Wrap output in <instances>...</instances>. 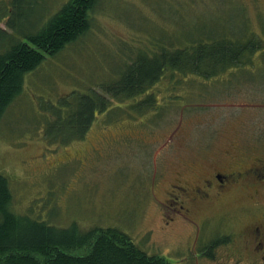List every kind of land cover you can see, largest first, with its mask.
Wrapping results in <instances>:
<instances>
[{
    "label": "rangeland",
    "instance_id": "obj_1",
    "mask_svg": "<svg viewBox=\"0 0 264 264\" xmlns=\"http://www.w3.org/2000/svg\"><path fill=\"white\" fill-rule=\"evenodd\" d=\"M68 1L0 0V29L36 34ZM200 38L263 47L215 77L162 80L152 90L156 111L131 112L133 100L127 101L96 116L80 141L66 130L62 142L46 137L47 120L54 117L48 104L73 91L107 98L101 86L154 43L171 49ZM238 146L264 147V0H99L88 31L45 56L6 109L0 174L8 180L15 214L56 228L74 226L82 234L116 229L141 252L170 264H217L192 253L201 239L215 236L217 217L230 224L239 211L234 205L244 200L228 195L186 204L191 212L174 213L171 221L169 200L177 190L170 184L178 177L198 183L211 166L228 164Z\"/></svg>",
    "mask_w": 264,
    "mask_h": 264
},
{
    "label": "trees",
    "instance_id": "obj_2",
    "mask_svg": "<svg viewBox=\"0 0 264 264\" xmlns=\"http://www.w3.org/2000/svg\"><path fill=\"white\" fill-rule=\"evenodd\" d=\"M98 1L69 0L33 35L12 36L0 29L3 49L0 51V123L6 109L22 93L25 76L41 66L45 56L57 55L88 31L91 11ZM7 27L11 29L9 23ZM200 39L202 42L186 41L171 49L162 45L159 49L154 43L155 49L150 47L148 54H139L118 79L101 86L107 98L95 91L87 94L73 91L48 104L54 117L47 120L46 137L59 141L66 130L71 140L80 141L96 116L127 101L133 100L131 112L156 111L159 102L152 90L162 80L215 77L244 65L242 56L262 48L249 41ZM7 183V178L0 174V264H170L163 256L149 257L141 252L126 234L116 229L100 228L82 234L74 226L56 228L15 214Z\"/></svg>",
    "mask_w": 264,
    "mask_h": 264
},
{
    "label": "flooded vegetation",
    "instance_id": "obj_3",
    "mask_svg": "<svg viewBox=\"0 0 264 264\" xmlns=\"http://www.w3.org/2000/svg\"><path fill=\"white\" fill-rule=\"evenodd\" d=\"M211 168L198 183L188 184L178 177L170 184L177 193L169 200L174 204L169 220H175L174 213L181 210L191 212L186 204L201 205L212 197L223 201L228 195L230 199L241 195L239 200L244 201L234 205L239 211L232 213L230 224L219 215L215 236L201 239L199 249L192 254L198 259L217 260V264H264V147L238 146L228 164ZM164 193L169 195V190ZM189 221L196 224L191 218ZM199 229L197 225L196 236Z\"/></svg>",
    "mask_w": 264,
    "mask_h": 264
}]
</instances>
